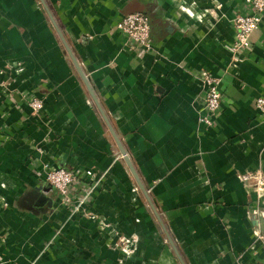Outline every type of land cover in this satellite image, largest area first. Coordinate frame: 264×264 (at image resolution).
<instances>
[{"label":"crops","instance_id":"crops-1","mask_svg":"<svg viewBox=\"0 0 264 264\" xmlns=\"http://www.w3.org/2000/svg\"><path fill=\"white\" fill-rule=\"evenodd\" d=\"M44 2L165 230L40 0H0V264H181L168 236L184 264H264V192L249 180L264 171V14L235 50L247 0ZM135 11L148 51L117 28ZM44 163L80 173L77 212Z\"/></svg>","mask_w":264,"mask_h":264},{"label":"built area","instance_id":"built-area-1","mask_svg":"<svg viewBox=\"0 0 264 264\" xmlns=\"http://www.w3.org/2000/svg\"><path fill=\"white\" fill-rule=\"evenodd\" d=\"M253 5V11L246 14H238L234 18L235 28V42L233 49L241 50L249 47L250 36L257 28L262 15L264 14V0H247ZM119 28L127 37V39L134 44H137L142 50L148 51L152 48L150 41V24L148 16L141 12L135 11L123 15L117 23ZM205 82V108L208 115H212L217 111L220 105L221 92L219 89V81L211 75H204ZM256 107L264 112V94L258 96L255 101ZM30 106L34 112H38L42 108V100L39 98H32ZM209 117V116H208ZM207 121V120H205ZM87 180L98 185L102 180V175L94 176L92 172H84ZM43 179L55 186L61 197V202L71 203V212H77L79 207L83 204L80 198L71 196L70 188L76 182L80 173L74 170H66L60 167H53L48 163L42 165ZM90 179V180H89ZM262 183L261 180H259Z\"/></svg>","mask_w":264,"mask_h":264},{"label":"water","instance_id":"water-1","mask_svg":"<svg viewBox=\"0 0 264 264\" xmlns=\"http://www.w3.org/2000/svg\"><path fill=\"white\" fill-rule=\"evenodd\" d=\"M40 2H41V4L43 5V7H44V9H45V11H46V13H47V15H48V17H49L51 23H52V25L54 26V28H55V30H56V32H57L59 38H60V40L62 41V43H63V45H64V47H65V49H66V51H67V53H68V55H69L71 61H72V63L74 64V66H75V68H76V70H77V72H78V74L80 75L81 79L83 80V82H84V84H85V86H86V88H87V90H88L90 96H91L92 99L94 100L95 104L97 105L98 109L100 110V112H101V114H102V117L104 118L105 122L107 123V125H108V127H109V130H110V132H111V134H112V136H113V138H114V140H115V142H116V144H117V146H118V148H119V150H120V153H121L123 159L125 160L127 166L129 167V169H130V171H131L133 177L135 178V180H136V182H137L139 188L142 190L143 194L145 195V197H146V199H147V201H148V203H149L151 209L153 210L155 216L157 217V220L159 221V223H160L161 226L163 227V230H165V228H164V226H163V224H162V221H161V219H160L158 213L156 212L155 207H154V205H153V203H152V201H151L149 195L147 194V191H146L145 187H144L143 184L141 183V181H140V179H139V177H138V175H137V173H136V171H135V169H134V167H133V165H132V163H131V161H130V159H129V156L126 154V152H125V150H124V148H123V146H122V144H121V141L117 138L116 134L114 133V131L112 130L110 124L108 123L107 118H106L105 115L103 114V112H102V110H101V108H100V105H99V103H98V101H97V99H96V97H95V95H94V93H93V90H92V88H91V86H90V84H89V82H88V79H87V77L85 76L83 70L81 69V67H80V65H79V63H78V61H77V58L75 57V55L73 54L71 48L69 47L68 43L66 42V40H65V38H64V36H63L61 30H60V28H59L58 25L56 24V22H55V20H54V18H53V16H52V14H51V12H50V10L48 9L47 5L45 4L44 0H40ZM167 236H168V235H167ZM168 241H169V243L171 244V246H172V248H173V250H174V252H175V255L177 256V258H178V260L180 261V263H181V264H184V262H183L181 256L179 255V253H178V251H177V249H176L174 243L172 242V240L170 239L169 236H168Z\"/></svg>","mask_w":264,"mask_h":264},{"label":"rangeland","instance_id":"rangeland-1","mask_svg":"<svg viewBox=\"0 0 264 264\" xmlns=\"http://www.w3.org/2000/svg\"><path fill=\"white\" fill-rule=\"evenodd\" d=\"M249 180L252 181L253 186L256 188L258 192H264V171L263 170H255L250 174ZM262 183H260V181Z\"/></svg>","mask_w":264,"mask_h":264}]
</instances>
